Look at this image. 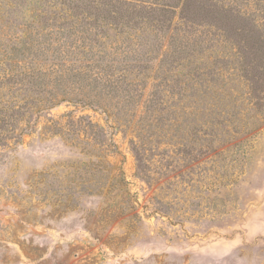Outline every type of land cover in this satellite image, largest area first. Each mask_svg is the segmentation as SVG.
<instances>
[{
    "label": "rangeland",
    "instance_id": "rangeland-1",
    "mask_svg": "<svg viewBox=\"0 0 264 264\" xmlns=\"http://www.w3.org/2000/svg\"><path fill=\"white\" fill-rule=\"evenodd\" d=\"M70 2L0 0V264H264V58L180 14L82 43Z\"/></svg>",
    "mask_w": 264,
    "mask_h": 264
},
{
    "label": "trees",
    "instance_id": "trees-1",
    "mask_svg": "<svg viewBox=\"0 0 264 264\" xmlns=\"http://www.w3.org/2000/svg\"><path fill=\"white\" fill-rule=\"evenodd\" d=\"M77 1L66 3L72 10L70 15L73 19L66 21V24H59V26L67 27V24L75 23L81 26L86 24L87 27L84 26L86 31L83 30L84 34L79 38L82 43H84L83 40L87 39V44L94 40L101 45L102 39L99 38V34L104 35L108 30L117 28L123 30V26L142 27V24L145 23V17L155 22L162 32H166L172 28L174 17L180 14L185 22L184 25L192 27L207 24L222 35L226 42L235 46L236 54L240 58V66L244 68L253 67L259 59L264 58V34H261L263 31L258 24L259 22L256 21L257 18H254L260 15L264 16V0L257 1L258 12L253 15V18H250V14L243 13L237 7L219 2V0H162L156 8L133 6L131 7L132 11L129 9V2L123 0ZM85 46L87 45L78 47L88 48V52L82 49V54H93V46ZM91 59L94 61L93 57ZM244 73L245 77H252V80L256 78L254 72L252 75L250 70H244ZM109 79L111 82L108 85L111 84L112 88L119 85L114 84L112 78ZM95 80L99 79L96 78ZM116 80H120V77H115ZM254 89L256 91L257 86Z\"/></svg>",
    "mask_w": 264,
    "mask_h": 264
}]
</instances>
